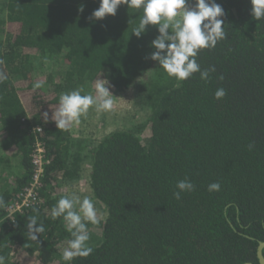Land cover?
Listing matches in <instances>:
<instances>
[{"label":"trees","instance_id":"obj_1","mask_svg":"<svg viewBox=\"0 0 264 264\" xmlns=\"http://www.w3.org/2000/svg\"><path fill=\"white\" fill-rule=\"evenodd\" d=\"M215 2L226 38L196 58L215 72L178 81L150 59L156 28L132 35L142 9L121 5L97 21L99 0H0V264H260L264 19L252 17L250 0ZM99 78L115 94L132 90L144 120L93 140L73 125L57 129L61 94L90 95ZM219 88L226 96L217 100ZM37 142L49 160L41 201L10 218L32 182ZM86 168L100 217L86 222L92 254L68 262L71 234L51 213ZM185 179L195 189L177 200ZM33 217L42 233L29 230Z\"/></svg>","mask_w":264,"mask_h":264},{"label":"clouds","instance_id":"obj_2","mask_svg":"<svg viewBox=\"0 0 264 264\" xmlns=\"http://www.w3.org/2000/svg\"><path fill=\"white\" fill-rule=\"evenodd\" d=\"M250 2L252 17L256 21L264 19V0ZM99 4V8L92 13V18L97 21L109 16L115 17L121 5L142 9V17L138 26L133 28L132 35L140 38L149 26L156 28L159 35L151 42L155 51L151 53L150 59L157 62L170 77L185 81L199 72L200 78L207 81L209 73L215 72L214 67L202 71L196 59L201 50L214 49L219 41L226 38L222 19L225 12L215 0H194V6H189L188 0H99ZM78 11L82 12L83 6ZM109 84L107 79L99 78L95 82V96L81 95L80 90L61 94L58 110L52 116L57 129H67L74 123L78 124L80 117L91 107L97 111L110 110L113 107V94ZM225 96L223 88L216 90L217 100ZM44 116L47 118L48 114L44 113ZM176 188L179 191L174 193V197L179 200L182 192L194 191L195 186L185 179L179 181ZM208 190L219 191L220 184L212 183ZM51 214L53 219L63 216L66 229L72 237L63 250V260L70 262L76 257L86 258L91 255L93 248L88 244L90 236L86 222L93 225L98 222L92 200L85 196L81 201L74 194L62 197ZM28 228L35 233L44 231L43 225L37 226L35 217L31 218ZM31 238L35 240L37 236L32 235Z\"/></svg>","mask_w":264,"mask_h":264},{"label":"rangeland","instance_id":"obj_3","mask_svg":"<svg viewBox=\"0 0 264 264\" xmlns=\"http://www.w3.org/2000/svg\"><path fill=\"white\" fill-rule=\"evenodd\" d=\"M57 69L53 67L52 71ZM95 86L93 87L90 95L95 96ZM113 94V107L107 111H97L95 107H91L88 112L80 117V122L78 124H73V132L83 137H89L93 139H102L109 132L118 129L132 128L139 121L144 120L146 114L137 113L136 109L132 105V99L134 97L133 91H127L123 94ZM141 119V120H140ZM89 170L83 172L82 179L74 187L69 188V193L71 195H77L83 200L85 196L90 197L91 192L88 185ZM98 213V211L96 210ZM100 217L97 214V219Z\"/></svg>","mask_w":264,"mask_h":264},{"label":"built area","instance_id":"obj_4","mask_svg":"<svg viewBox=\"0 0 264 264\" xmlns=\"http://www.w3.org/2000/svg\"><path fill=\"white\" fill-rule=\"evenodd\" d=\"M41 131L42 128L39 126L34 128L35 133H40ZM33 164L34 172L32 182L24 189L19 199L7 209L10 218H13L25 208L33 206L41 201L39 191L43 187L42 180L45 174V168L49 164L47 150L41 142L36 143V148L33 154Z\"/></svg>","mask_w":264,"mask_h":264},{"label":"water","instance_id":"obj_5","mask_svg":"<svg viewBox=\"0 0 264 264\" xmlns=\"http://www.w3.org/2000/svg\"><path fill=\"white\" fill-rule=\"evenodd\" d=\"M264 242H260L259 247H258V251H257V256L259 259L260 264H264ZM245 264H254L251 262L245 263Z\"/></svg>","mask_w":264,"mask_h":264}]
</instances>
